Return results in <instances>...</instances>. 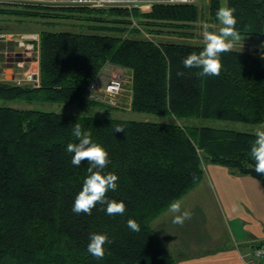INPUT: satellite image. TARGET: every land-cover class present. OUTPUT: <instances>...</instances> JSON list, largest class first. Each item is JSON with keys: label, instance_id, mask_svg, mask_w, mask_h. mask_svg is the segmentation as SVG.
I'll list each match as a JSON object with an SVG mask.
<instances>
[{"label": "trees", "instance_id": "1", "mask_svg": "<svg viewBox=\"0 0 264 264\" xmlns=\"http://www.w3.org/2000/svg\"><path fill=\"white\" fill-rule=\"evenodd\" d=\"M224 5L236 9L241 36L264 37V0H224ZM221 6L222 0L209 2V20L216 24ZM0 14L40 17L47 23L63 18L93 22L90 31L41 29L38 85L2 79L0 99L96 105L98 99L89 98L86 88L99 80L105 66L115 65L129 73L123 105L171 118L0 105V264H178L152 222L200 182L203 162L238 172L250 166L255 140V132L188 126L182 120L264 123V50L223 53L219 76L199 77V69L184 68L183 59L204 46L189 40L200 18L195 4L154 3L149 11L139 12L137 7L0 3ZM141 29L173 32L179 39L140 37ZM178 71L185 75L178 77ZM76 123L109 153L103 171L119 179L107 198L126 204L122 216L107 215L106 205L99 204L91 215L72 211L89 167L86 161L74 166L73 153L67 152L69 143L78 142L72 134ZM117 127L124 131L115 132ZM129 218L139 223V232L127 227ZM92 233H106L112 241L105 245L103 259L87 252Z\"/></svg>", "mask_w": 264, "mask_h": 264}, {"label": "crops", "instance_id": "2", "mask_svg": "<svg viewBox=\"0 0 264 264\" xmlns=\"http://www.w3.org/2000/svg\"><path fill=\"white\" fill-rule=\"evenodd\" d=\"M235 48L264 50V37L241 36ZM13 58V79L24 78L28 58ZM6 75L3 68L0 80ZM202 168L200 182L179 199L192 218L183 226L173 224L167 208L153 227L178 264H249L253 247L264 241V180L209 161Z\"/></svg>", "mask_w": 264, "mask_h": 264}, {"label": "clouds", "instance_id": "3", "mask_svg": "<svg viewBox=\"0 0 264 264\" xmlns=\"http://www.w3.org/2000/svg\"><path fill=\"white\" fill-rule=\"evenodd\" d=\"M235 8L226 5L218 8L216 19L221 25L216 31L215 24H203L202 35L204 40L203 49L199 52H193L183 59V67L187 69L195 68L199 77L219 76L222 70L221 55L234 50L236 44L241 41V35L238 31L237 18L234 15ZM210 29H213L210 31ZM182 71L177 72L178 77L184 76ZM122 127H117L115 132H123ZM77 143H69L67 152L73 153L71 163L79 167L86 161L88 175L83 181L82 190L76 195L72 211L77 215L83 213L91 215L92 209L99 205H106L104 209L109 216L123 215L127 206L123 201L109 200L107 193L117 189L118 176L114 173H104V169L110 163L109 153L100 144L94 143L91 139V132L82 130L79 123L73 127L72 133ZM250 158L255 161V171L264 174V123L260 124L255 131V140L250 146ZM168 212L172 214V223L183 226V224L192 218V212L182 208V202L174 200L168 205ZM127 227L133 232L140 231L139 223L129 218ZM112 241L106 233H92L87 245V252L96 259H103L105 256V245H111ZM257 256L264 255V248L256 251Z\"/></svg>", "mask_w": 264, "mask_h": 264}, {"label": "rangeland", "instance_id": "4", "mask_svg": "<svg viewBox=\"0 0 264 264\" xmlns=\"http://www.w3.org/2000/svg\"><path fill=\"white\" fill-rule=\"evenodd\" d=\"M210 0H196L194 3L197 5L199 9V20L196 22V28L193 29V33L195 36L189 38L190 41L194 42H202L203 37H200V33L203 31V24H215L216 31L219 30V24L209 20L208 6ZM222 6H224V0H222ZM114 7V6H112ZM93 9L92 7H88ZM110 7H105V9H109ZM139 12L149 11L147 8H138ZM63 14H68L67 10H60ZM46 20L40 17H28V16H16V15H6L0 14V71L4 68L5 73H7V78L9 79V74L12 71H7L6 64L12 62L14 58L10 57L11 53H15L19 51L22 53L24 48L28 47V51L26 56L28 58V62L24 65L26 68L28 67V73L37 72L38 75V64L36 59L38 58V37L39 31L41 29H50L54 31L58 30H70L74 32H82V31H90L89 26L93 23L92 21H86L78 18H63L57 20ZM93 25V24H92ZM213 29H210L212 31ZM124 35L127 34L123 33ZM138 36L143 37H152L155 40H167V39H179V36L173 32H162L160 34L150 33L140 30V34ZM202 38V39H201ZM204 41V40H203ZM21 49V51L19 50ZM23 55V54H22ZM38 61V60H37ZM14 65V62H12ZM120 69V68H119ZM104 71L107 72V75L98 82V87L101 88L105 79L112 72L121 71L125 75V83L123 85V89L121 91L122 94L116 96V101L118 108L110 109L105 107L106 102L105 98H99L96 102V105H88V106H75V105H63L58 103H26L24 101L18 100H2L0 99V105H10L15 107H35L44 110H53V111H63L66 113H77V114H88L94 116H113V117H126L133 119H152V120H171V118L155 115V114H147L142 112H135L124 107H121L124 102L123 94L126 92V83L128 81V72L126 70H118L115 66H105L103 68ZM6 80V79H3ZM11 80H14L13 78ZM15 82V80H14ZM21 83H29L33 86H36L34 82L31 80H23ZM126 86V88H125ZM115 101V103H116ZM126 105V104H124ZM127 106V105H126ZM184 125L190 126H200V125H209L218 128H227V129H236V130H244L255 132L260 124H249L239 121H231V120H220V119H209V118H189L182 120Z\"/></svg>", "mask_w": 264, "mask_h": 264}, {"label": "built area", "instance_id": "5", "mask_svg": "<svg viewBox=\"0 0 264 264\" xmlns=\"http://www.w3.org/2000/svg\"><path fill=\"white\" fill-rule=\"evenodd\" d=\"M196 0H0V3H16V4H30V5H51V6H86L92 8L105 7H124V8H147L154 3L163 4H194ZM134 23V22H133ZM28 47L22 50L23 56H26ZM23 80H31L38 85L37 72L27 73L24 78L15 80L20 83ZM125 75L119 72H112L105 79L103 85L98 87L97 80H93L86 88V95L89 98L99 99L105 98L110 105H117L116 96L121 94L123 85L125 83ZM116 101V103H115ZM264 248V241L257 243L252 249V258L247 261L249 264H261L264 262V255L257 256L256 251Z\"/></svg>", "mask_w": 264, "mask_h": 264}, {"label": "water", "instance_id": "6", "mask_svg": "<svg viewBox=\"0 0 264 264\" xmlns=\"http://www.w3.org/2000/svg\"><path fill=\"white\" fill-rule=\"evenodd\" d=\"M19 50L21 51V49H19ZM17 52H19V51H17ZM12 67H13V63L8 61V63L6 64V69H9L10 71H12ZM9 77H10L9 79L7 77L5 79L11 80L13 78L12 74H9ZM241 172L242 173H249L250 175H252L256 178L264 180V174H261V173H258L255 171V161H251L250 166L243 167L241 169Z\"/></svg>", "mask_w": 264, "mask_h": 264}, {"label": "flooded vegetation", "instance_id": "7", "mask_svg": "<svg viewBox=\"0 0 264 264\" xmlns=\"http://www.w3.org/2000/svg\"><path fill=\"white\" fill-rule=\"evenodd\" d=\"M15 56H18L19 58H22L23 57V55H22V53H20V52H15L13 55H11L10 57H15ZM12 62H14V61H12Z\"/></svg>", "mask_w": 264, "mask_h": 264}, {"label": "bare ground", "instance_id": "8", "mask_svg": "<svg viewBox=\"0 0 264 264\" xmlns=\"http://www.w3.org/2000/svg\"><path fill=\"white\" fill-rule=\"evenodd\" d=\"M7 71H10L9 69H7Z\"/></svg>", "mask_w": 264, "mask_h": 264}]
</instances>
